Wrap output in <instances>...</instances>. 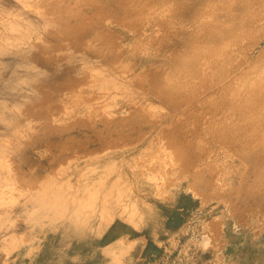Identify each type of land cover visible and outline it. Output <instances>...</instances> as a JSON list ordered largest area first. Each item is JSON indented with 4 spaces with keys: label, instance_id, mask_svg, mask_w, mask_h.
I'll return each instance as SVG.
<instances>
[{
    "label": "rangeland",
    "instance_id": "obj_1",
    "mask_svg": "<svg viewBox=\"0 0 264 264\" xmlns=\"http://www.w3.org/2000/svg\"><path fill=\"white\" fill-rule=\"evenodd\" d=\"M262 176L264 0H0V264H264Z\"/></svg>",
    "mask_w": 264,
    "mask_h": 264
},
{
    "label": "bare ground",
    "instance_id": "obj_2",
    "mask_svg": "<svg viewBox=\"0 0 264 264\" xmlns=\"http://www.w3.org/2000/svg\"><path fill=\"white\" fill-rule=\"evenodd\" d=\"M123 3V2H122ZM124 4V3H123ZM115 5V4H114ZM126 5V4H125ZM121 6V5H120ZM186 8H187V6H186ZM185 9V8H184ZM188 9V8H187ZM73 41V40H72ZM57 87V86H56ZM213 116V115H212ZM223 125V124H222ZM214 126V125H213ZM247 139V138H246ZM244 140H245V138H244ZM240 141V140H239ZM113 145V144H112ZM239 145V144H238ZM111 146V145H110ZM234 146H235V144H234ZM233 146V147H234ZM244 149V146H242V147H237V152L243 157V159H244V161L245 160H247L248 161V159H251L250 161H251V163L254 165V164H261L262 165V162L263 161H261V159H260V157H259V154L258 155H252V154H254V153H252V154H249V155H245L244 154V152L245 151H243V149ZM246 148V147H245ZM247 150V149H246ZM249 153V152H248ZM250 161H249V163H250ZM245 163V162H244ZM1 164H3V163H1ZM243 164V163H242ZM242 164H240V166L237 168L238 170L234 173L233 172V174H231L230 176L231 177H238V174H239V172L240 171H244L246 168L244 167V165H242ZM251 166V165H250ZM257 166V165H256ZM258 167V166H257ZM251 168V167H250ZM261 168V167H260ZM260 168H256V169H260ZM248 170H249V168H248ZM254 171H256L257 172V170H254ZM260 171H263V170H261L260 169ZM260 171H258L259 173H260ZM257 172V173H258ZM262 173V172H261ZM263 177V176H262ZM264 178V177H263ZM45 181V180H44ZM44 183V182H43ZM48 183V182H47ZM53 183V182H52ZM262 183H264V182H262ZM258 184V183H257ZM256 184V185H257ZM260 184V183H259ZM47 185V184H46ZM256 185H254V187L256 186ZM252 187V186H251ZM250 187V188H251ZM253 187V188H254ZM259 187V186H258ZM263 187H264V185H263ZM257 188V187H256ZM259 189H261L260 187H259ZM252 190V189H251ZM262 190H264V189H262ZM262 190H260V191H262ZM249 191V190H248ZM247 191V192H248ZM263 192V191H262ZM253 193H255V192H253ZM256 193H257V191H256ZM259 193V192H258ZM261 194V195H260ZM253 195V194H252ZM256 195V194H255ZM255 197H253V199H254ZM249 200V199H248ZM240 201V200H239ZM246 202L247 201H245V204H246ZM242 203H244V202H242ZM247 203H249V201L247 202ZM251 203V202H250ZM248 205V204H247ZM251 205V204H250ZM253 207H255V208H252V206H251V208H248V209H243V211L244 212H242L241 213V215L244 213L246 216H247V218H249V217H253V218H260L261 220H264V193H259V195L258 196H256V198H255V202L253 203ZM238 209V208H237ZM241 209V208H240ZM234 210V209H233ZM242 210V209H241ZM262 263V262H261Z\"/></svg>",
    "mask_w": 264,
    "mask_h": 264
},
{
    "label": "crops",
    "instance_id": "obj_3",
    "mask_svg": "<svg viewBox=\"0 0 264 264\" xmlns=\"http://www.w3.org/2000/svg\"><path fill=\"white\" fill-rule=\"evenodd\" d=\"M130 238V236H128ZM126 239H124V242ZM148 264H188V261L184 256H171L166 250H164L160 255H152L150 258H145Z\"/></svg>",
    "mask_w": 264,
    "mask_h": 264
}]
</instances>
